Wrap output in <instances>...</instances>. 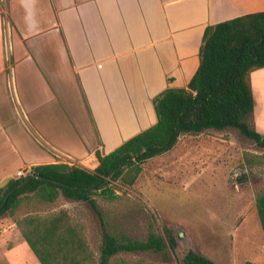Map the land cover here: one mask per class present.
Returning a JSON list of instances; mask_svg holds the SVG:
<instances>
[{"label":"crops","instance_id":"1","mask_svg":"<svg viewBox=\"0 0 264 264\" xmlns=\"http://www.w3.org/2000/svg\"><path fill=\"white\" fill-rule=\"evenodd\" d=\"M263 11L264 0H0V187L35 166L95 170L97 152L157 124L159 95L188 86L207 27ZM251 86L264 136V68Z\"/></svg>","mask_w":264,"mask_h":264},{"label":"trees","instance_id":"2","mask_svg":"<svg viewBox=\"0 0 264 264\" xmlns=\"http://www.w3.org/2000/svg\"><path fill=\"white\" fill-rule=\"evenodd\" d=\"M263 68L264 11L207 27L200 65L188 86L168 88L155 99L156 125L107 155L97 152L100 165L93 171L57 163L35 166L26 177L8 181L0 187V217L9 214L40 264H170L128 259L121 254L167 256L169 248L178 246L171 229L166 227L163 237L151 226L145 240L132 239L107 221L96 198L118 200L116 183L133 187L144 164L171 151L182 136L236 129L264 148V136L254 127L256 101L251 86V74ZM244 159L249 167L264 165L261 155L247 152ZM60 197L87 203L99 217V259L84 227L67 210L38 214ZM255 199L264 231V187L256 191ZM183 263L218 264L194 250L184 255Z\"/></svg>","mask_w":264,"mask_h":264},{"label":"rangeland","instance_id":"3","mask_svg":"<svg viewBox=\"0 0 264 264\" xmlns=\"http://www.w3.org/2000/svg\"><path fill=\"white\" fill-rule=\"evenodd\" d=\"M264 156V148L236 129L182 136L169 152L143 166L133 187L116 183L120 198H96L107 221L130 238L145 240L152 226L173 231L178 246L164 253H123L128 259L184 264L189 250L218 264H264V231L256 191L264 187V165L249 167L244 154ZM67 210L84 227L99 259L101 225L85 202L60 197L38 214ZM33 213V211H31ZM0 264H40L9 214L0 217Z\"/></svg>","mask_w":264,"mask_h":264},{"label":"built area","instance_id":"4","mask_svg":"<svg viewBox=\"0 0 264 264\" xmlns=\"http://www.w3.org/2000/svg\"><path fill=\"white\" fill-rule=\"evenodd\" d=\"M29 173H26L25 171L21 170V171H18L16 176H17V179L19 178H23V177H26Z\"/></svg>","mask_w":264,"mask_h":264},{"label":"water","instance_id":"5","mask_svg":"<svg viewBox=\"0 0 264 264\" xmlns=\"http://www.w3.org/2000/svg\"><path fill=\"white\" fill-rule=\"evenodd\" d=\"M99 165H100V162H99V160H98V158H97V167H98ZM33 177H35V176H33ZM36 177H38V176H36ZM27 182H28V181H25V182L20 186V188H22L23 186H25Z\"/></svg>","mask_w":264,"mask_h":264}]
</instances>
